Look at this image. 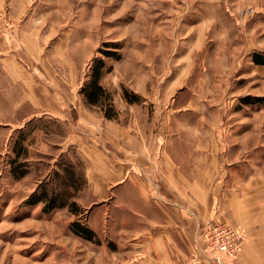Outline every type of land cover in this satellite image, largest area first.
Segmentation results:
<instances>
[{
	"label": "rangeland",
	"instance_id": "obj_1",
	"mask_svg": "<svg viewBox=\"0 0 264 264\" xmlns=\"http://www.w3.org/2000/svg\"><path fill=\"white\" fill-rule=\"evenodd\" d=\"M256 53L264 54V0H0V264L146 257L127 247L130 186L109 183L93 193L85 175L90 159L67 139L71 125L98 155L125 165L128 153L163 145L192 180L191 166L200 165L213 205L196 223L182 263L226 264L223 253L236 259L249 233L245 223L227 219L228 201H237L241 215L250 208L264 214V99L241 102L264 96ZM98 57L110 67L100 79L111 97L110 117L79 92ZM125 90L138 100L128 102ZM19 136L26 150L18 161L27 170L15 177L10 160ZM63 163L79 177L68 198L79 212L66 206L43 212L42 202L28 200L42 184L61 187L56 171ZM102 175L95 169L90 177ZM74 220L95 229L99 242L74 234ZM223 225L241 238L233 252L209 245Z\"/></svg>",
	"mask_w": 264,
	"mask_h": 264
},
{
	"label": "crops",
	"instance_id": "obj_2",
	"mask_svg": "<svg viewBox=\"0 0 264 264\" xmlns=\"http://www.w3.org/2000/svg\"><path fill=\"white\" fill-rule=\"evenodd\" d=\"M74 126L71 125V130L67 132V139L73 143L76 141L90 159L85 175L93 193L102 194V188H107L109 183L121 189H125V186L131 188L133 218L127 247L143 252L146 257L125 264H183L184 256L191 248L196 223L210 214L213 205L212 186L203 190L204 181L198 176L202 172L201 166H191L195 173L192 180L165 151V145L161 149L153 146L128 153L127 157L131 156V159L126 161L127 165L111 160L102 151L103 155L99 154L101 157H98L93 145L83 141L72 130ZM76 138H80V141ZM97 158L100 163L96 162ZM95 169L105 175L90 177ZM152 178L156 180L152 181ZM228 208L233 215L228 216L229 222L245 223L249 235L236 259L225 253L220 255L221 259L226 264H264V214L252 215L254 210L250 208L248 215H241L238 210H242V207L234 200L228 201Z\"/></svg>",
	"mask_w": 264,
	"mask_h": 264
},
{
	"label": "trees",
	"instance_id": "obj_3",
	"mask_svg": "<svg viewBox=\"0 0 264 264\" xmlns=\"http://www.w3.org/2000/svg\"><path fill=\"white\" fill-rule=\"evenodd\" d=\"M102 54L105 57L118 58L119 55L115 51H109L107 49H102ZM253 62L255 64H264V54H254ZM105 63L102 57L95 58L92 62L89 71L88 79L82 84L79 89L82 95L83 102L86 105H98L101 106L105 116L110 117L109 111L112 107L110 101L111 97L107 90L100 83V79L103 73L107 72L110 67L104 68ZM123 96L128 102H134L138 100V95L136 93L127 92L123 93ZM264 99V96H251L246 95L241 98L242 103H255ZM23 138L19 136L14 141L13 151L14 157L10 160V171L15 177H19L26 172V163L23 161H18V157L26 150L23 147ZM64 165H59L61 167V172L56 171L57 178H61L59 189L48 188L45 184L40 186L37 192L33 193L28 200L30 204H35L42 202V211L50 212L55 208H60L66 206L68 210L76 214L79 212L78 206L74 201H68V198L72 196V193L79 189V177L76 175V171L71 163H63ZM71 188L72 191L69 190ZM70 230L84 238L93 242H99L96 237L95 232L78 220H74L69 225Z\"/></svg>",
	"mask_w": 264,
	"mask_h": 264
},
{
	"label": "built area",
	"instance_id": "obj_4",
	"mask_svg": "<svg viewBox=\"0 0 264 264\" xmlns=\"http://www.w3.org/2000/svg\"><path fill=\"white\" fill-rule=\"evenodd\" d=\"M216 231H218V235L215 239V243H209L211 248H216L218 252H233L236 248H238L241 238L235 234L237 233L236 231L230 230L226 225L217 227Z\"/></svg>",
	"mask_w": 264,
	"mask_h": 264
}]
</instances>
